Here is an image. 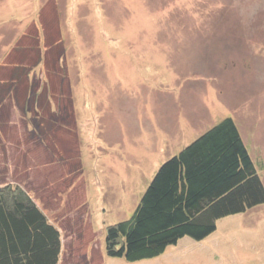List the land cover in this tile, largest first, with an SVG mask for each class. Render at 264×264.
Masks as SVG:
<instances>
[{
  "label": "rangeland",
  "instance_id": "obj_1",
  "mask_svg": "<svg viewBox=\"0 0 264 264\" xmlns=\"http://www.w3.org/2000/svg\"><path fill=\"white\" fill-rule=\"evenodd\" d=\"M27 70L53 75L57 103L18 115L40 145L16 132L9 146L0 131V189L58 228V264H264V203L152 258L104 250L107 225L131 217L161 163L225 117L264 182V0H0V88L23 96Z\"/></svg>",
  "mask_w": 264,
  "mask_h": 264
},
{
  "label": "trees",
  "instance_id": "obj_2",
  "mask_svg": "<svg viewBox=\"0 0 264 264\" xmlns=\"http://www.w3.org/2000/svg\"><path fill=\"white\" fill-rule=\"evenodd\" d=\"M262 203V177L238 124L225 117L161 163L131 217L107 225L104 250L130 261L152 258ZM61 246L58 228L30 198L0 189V264H58Z\"/></svg>",
  "mask_w": 264,
  "mask_h": 264
},
{
  "label": "crops",
  "instance_id": "obj_3",
  "mask_svg": "<svg viewBox=\"0 0 264 264\" xmlns=\"http://www.w3.org/2000/svg\"><path fill=\"white\" fill-rule=\"evenodd\" d=\"M51 18L52 17H56L57 15H50ZM57 20V24L58 25V18H55ZM57 29V28H56ZM16 54V52L14 51L12 53V55H10L9 59L12 58L13 60V56ZM48 56V55H47ZM50 58V61H52L51 57L48 56ZM15 62V61H13ZM39 62V61H38ZM45 62H46V57H45ZM36 63V62H35ZM13 64V63H12ZM12 64H11V67H12ZM15 64L17 63H14L13 66H15ZM36 65V64H35ZM41 65V64H39ZM34 66V65H33ZM1 70L5 71V73H9L11 72L12 74L13 71H11V69L8 67L4 68V67H1ZM1 74V73H0ZM21 74V73H20ZM15 77H19L20 80L22 82H20L19 84L21 86H23V84L25 83V93L24 95L28 96V90H29V86L31 84H36L37 83V87L36 89L34 90V92L32 93V90H31V96L30 98L28 99V101L30 103H28L29 105H27V98L24 99L23 96H20L19 92H17L16 94H14V98L13 96L11 95V93L8 91V92H5L6 91V88L5 87H1L0 88V131H4V135L2 133V136L4 137V139L6 140V142L8 143L9 146H11V143H13L14 140V133H18L19 135L16 136V141L17 143H23V146L27 145L28 144H35L37 143L38 145H40L41 141L40 140H36V137L31 140V141H26V136L24 137V134H32V132H30L29 128L27 129L25 126H27V122L26 120L22 119L21 117H19L18 115L22 114L24 115L25 118H27V116L31 115L33 113V110H36L35 109V106L36 104L40 105V106H44L46 105L48 108L47 110H52L53 106H54V102L53 100H51L52 103H48L49 102V99L51 98V96H53V98H55V95H52L50 94L51 93V87H50V83H54V86L57 85L56 83V80L54 81L53 79V75L51 76H48V72H47V76H46V72L45 73H41L40 75H38V72L37 70L35 71H31V70H27L25 72H23L22 76L21 75H17ZM1 82L3 81H7V80H4V79H0ZM15 81H18V80H15ZM50 82V83H49ZM49 83V84H48ZM57 98V97H56ZM5 99V102L7 103L8 105V109H5L4 110V107L1 108L3 106V100ZM15 100V102H14ZM57 102H55V105H56ZM22 112V113H21ZM24 123V124H23ZM34 125V124H33ZM50 126V125H49ZM13 128V130H12ZM21 134V135H20ZM33 134H36V132H33ZM32 134V135H33ZM31 135V136H32ZM9 136V137H7ZM34 136V135H33ZM11 149L15 150V154H20L21 151H20V148L17 147V149L15 147H12ZM26 150H28L29 153L32 152V148L29 147V145L27 147H25ZM23 151V148L21 149ZM38 150V149H37ZM39 151L42 152L43 154V160H45V163H47L49 160V165L48 166H58L57 162L55 161H52V157L50 159V156H48V154L45 152V147H41L39 148ZM2 153H9V151L6 149H0V158H1V154ZM11 153V152H10ZM33 154L36 153V150L32 152ZM23 156H28V155H25V152L23 151L22 153ZM49 158V159H48ZM55 162V163H54ZM1 159H0V164H1Z\"/></svg>",
  "mask_w": 264,
  "mask_h": 264
}]
</instances>
